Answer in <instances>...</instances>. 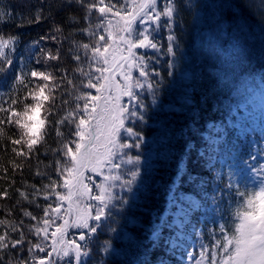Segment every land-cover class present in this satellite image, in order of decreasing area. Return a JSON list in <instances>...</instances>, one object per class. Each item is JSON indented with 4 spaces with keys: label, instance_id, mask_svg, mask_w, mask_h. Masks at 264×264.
<instances>
[{
    "label": "trees",
    "instance_id": "16d2710c",
    "mask_svg": "<svg viewBox=\"0 0 264 264\" xmlns=\"http://www.w3.org/2000/svg\"><path fill=\"white\" fill-rule=\"evenodd\" d=\"M218 1L222 4L221 19L239 26L241 31L238 32V39L242 47L236 52H228L219 37H209L201 29H197L188 16L183 15L184 23L171 32L179 45L174 58L175 66L169 68L168 60L173 58L167 56L164 63L166 68L151 74L152 81L159 85L156 102L153 103L152 92L146 87L141 92L149 110L145 119L137 120L140 123L133 126V130L141 136V153L134 148L124 149L128 156L141 157L140 174L132 186V191L128 192L119 185L123 180L130 178L129 170L135 169L133 165L122 164L121 180L115 182L117 187L113 191L124 196L128 203L123 209H113L115 223L105 220V226L98 228V231L90 236L87 241L90 254L82 258L83 264H157L163 256L173 257L165 253L164 235L159 241L153 242L148 240V234L153 222L165 211L167 191L179 171L181 162L185 169L184 174L179 177L181 188L184 192L204 200L203 209L194 210L191 214L197 235L196 241L191 245L190 258L195 259V263L200 259L199 253L203 244L209 248L208 259L204 264H210L211 246L215 240L221 238V233L216 230L215 225L219 220L211 206L213 194L209 192L211 175L208 167L210 146L203 133L208 129L209 123L224 121L231 115L233 105L242 97L245 81H264V0L258 3L254 0ZM92 2L93 0H83L84 5ZM0 13H4L0 18V36L16 37L13 49L26 55L25 50L31 44H36L33 52L26 55L29 69L24 74V84L17 86L14 96L6 94L0 98V105L8 108L12 98L20 99L26 96L29 90L38 91L41 85H44V92L46 91L49 97V101H44L43 107L40 108L41 116L46 121L43 130L38 134L43 135V140L26 156H18L13 151V147L18 150L23 147L25 152L27 148L12 143L13 140L19 139V131L7 123L4 113H0V120L5 121L0 124V129L3 130L0 133V193L7 192L6 196H0V221H4L0 224V235L7 232L11 240H16L20 238L22 230L26 241L16 249H12L9 244L8 250H0V254H3L5 264L8 261L16 264L20 260L34 264L32 254L28 252V241L33 244L42 243L46 252H52L53 248L60 250L72 247L71 243L66 241L65 234L62 239L59 234L52 236L56 227L63 223L62 220L57 222L56 217L59 215L50 210L49 216H44V208L48 204H51L52 208L56 207L54 195H49L45 200V193L51 192V188L46 189L45 186L50 185L52 181H57L58 184L63 182L62 179H57L58 174L55 171V161L61 159L62 154L54 150L59 149L63 141L73 139L70 133L75 130V124L66 122L60 126L63 137H58L55 122L69 113L78 112V84L82 73L88 67L87 63L92 64L90 58L82 57V45H95L99 37L104 36L100 29L108 19L99 18L96 8H93L91 13L87 12L86 7L75 0H0ZM85 16L88 18L85 19ZM57 27L60 28L59 32L54 30ZM83 29L88 31H82ZM89 32H94L95 35L90 36ZM168 35L169 33L166 34ZM229 35L228 32L227 36ZM48 54L58 58L50 59ZM77 56L80 57L79 60L76 59ZM2 66L0 63V67ZM88 68L91 70V66ZM31 70L45 72L51 75L52 79L45 83L38 77H31ZM4 75L0 73V79H3ZM137 79L143 81L145 78ZM53 97L55 108L51 111L54 114L47 117L45 111ZM32 102L30 97L25 101ZM15 107L20 111L23 105L18 104ZM71 119L78 123V114ZM258 140L255 148L261 154L264 153V142L261 138ZM100 151H103L102 146ZM149 153L153 155L150 156ZM189 176L196 179L190 181ZM206 178L207 184L203 186L200 182ZM223 189H226L223 192L226 197L227 188ZM57 191L66 194L62 187H58ZM207 191L210 194L205 200ZM21 193L26 194L28 199H24ZM33 197L35 203L30 204L28 201ZM87 198L88 195H85L79 200L81 209L87 208ZM76 205L74 200L71 210L69 205H63L61 208L60 212L66 215L65 220L69 221V224L76 214ZM24 211L30 212L36 219L24 216ZM43 219L54 221L47 226L46 240L43 233L35 236L34 229L33 232L28 230L30 226L43 228ZM20 221H23L22 225ZM108 226L116 231L110 232ZM13 227H17V231L13 232ZM228 227L230 228V225ZM83 230L71 227L68 232ZM124 233L137 237L139 243L134 245L125 242L122 239ZM109 240L113 248L105 252V241ZM138 251L144 253L141 258H137ZM33 253L45 255L37 249H33ZM50 259L54 264V260H58L59 256L53 252Z\"/></svg>",
    "mask_w": 264,
    "mask_h": 264
},
{
    "label": "snow or ice",
    "instance_id": "6c2138e0",
    "mask_svg": "<svg viewBox=\"0 0 264 264\" xmlns=\"http://www.w3.org/2000/svg\"><path fill=\"white\" fill-rule=\"evenodd\" d=\"M76 3H80L85 6L87 12L91 13L93 8H96L102 17L107 18L109 13L119 16L124 22L122 31L125 35L120 36V40L126 45L127 56L121 55L119 59L127 64L129 71L123 75V79L126 84L119 94L112 96L111 94L103 95L102 91L108 89L111 90V84L114 80V72L124 67V64H117L116 56L113 53L112 63L109 61V49L112 47L110 41L113 40L111 31L105 28L108 32V38L101 35L95 45L88 44L82 45L86 50L90 48L91 61H95L102 65L96 68V72L99 75L95 76L96 83L93 82L89 73L84 75L89 76L86 88L95 89L96 95H93L91 91H84L77 99L85 101L83 104V114H79L78 123L71 119V117L78 114V112L69 113L67 116L57 120L55 122L56 132L58 137H63V133L60 131V126L65 124H75V130L70 134L74 137L71 140L63 141L59 149L54 150L62 154L61 159L55 161V171L58 174L57 179H62V184H58L57 181H52L50 185H46L45 188H51V192L45 193V200L49 195L56 197V207L52 208L51 204H48L44 208V216H49V211L52 213H59L63 206L64 201H68L69 209L73 206V201L77 202L76 214L71 224L65 220L63 224L56 227V231L52 233L53 237L59 234L62 239L67 227H75L78 229H84L79 233V241H84L85 244L77 243L75 240L71 241V248L56 249L53 248L52 252H46L42 243H32L28 241V252L32 254V260L34 264H52L51 256L55 252L58 256L68 258L67 264H83V257L90 254L87 241L92 234L98 231V228L105 226V220L113 219V209H123L128 203L124 196L117 195L113 189L117 187L116 181L121 180V174L119 170L122 168V164L133 165L135 170H129V179L123 180L119 185L123 189H127L128 192L132 191V186L136 183V178L140 174L139 162L141 157L139 155L132 157L124 153V149L141 147V136L135 132L132 127L126 125V121H143L145 119L144 114L139 111L146 106L139 99V94L134 89H144L145 87L152 92L153 103L156 102V92L159 85L152 81L149 73V65L146 61L154 60L156 57L141 55L134 51V49H153L156 51H164V54L172 57L168 60L169 68L175 66L177 55L176 49L179 48L176 42V37L171 33L174 13L177 11V5L175 0H164L162 10L158 9L157 0H136L132 5H121L123 8V14L120 11L113 12L116 8L115 4L104 5V0H93L92 3L87 5L83 4V0H75ZM100 5V6H98ZM4 13H0V18ZM39 18V17H38ZM88 17L85 16V19ZM139 21V24L145 25L141 31H136L134 25ZM103 23V21H101ZM109 26L111 21L109 20ZM100 25H97L99 27ZM164 28L169 30L167 37L168 44L166 50L162 49L158 41H155L154 33L158 34L160 29ZM59 32L60 28L54 29ZM82 31H88L83 29ZM90 36H94V32H89ZM55 39V37H52ZM16 37L4 38L0 36V63L3 64L0 67V73L5 74L3 79H0V98H3L6 94L14 96L17 91V86L24 84V75L20 73H11L12 82L9 83L8 75L9 69L14 68L12 59L7 55L6 49L14 47ZM103 42V43H101ZM48 58L57 59L56 56L48 54ZM80 59L79 56L76 57ZM39 63V61H37ZM135 67L139 70V77L145 78L143 81L140 79H133L131 69ZM152 72H156L155 68L151 69ZM105 73H112V75H105ZM158 75V73H157ZM171 75V72H169ZM31 77H38L45 83L52 79L51 75L45 72H37L36 70L30 71ZM25 87H27L25 85ZM6 89V91H5ZM44 85L39 87L38 91L29 90L27 95L20 99H11V104L8 108H4L0 105V113H4L8 124L13 125L19 131V139L13 140L14 145L26 146L27 152L23 147L17 149L13 147V151L19 155H28L31 153L35 146L42 142L43 135H37L36 131L32 127V115L35 114L41 107H43L44 101H49V97L44 94ZM128 97L127 104L122 103V97ZM31 98L32 103H25L28 98ZM103 101V107L100 102ZM18 104H22V110L18 111L15 107ZM55 108V98L53 97L49 103L48 109L45 111L47 117H51L54 113L51 109ZM91 108V111H89ZM79 110V105H77ZM95 121V123H93ZM4 120H0V124L4 123ZM42 126L44 121H38ZM0 129V133H2ZM222 128H217V133H222ZM125 132L129 137H133L134 140L129 143L127 140L121 142V133ZM78 138V139H76ZM11 139V138H9ZM207 139V138H206ZM222 139V137H221ZM101 140L103 144L101 145ZM213 143H219V140H213ZM74 146V147H73ZM103 147V151H100V147ZM191 147V146H190ZM264 155V153H261ZM251 163H246V168L252 174L251 178L245 177V183L241 187L236 188L235 196L238 199L235 200L236 208L234 210L235 220L233 221L234 229L230 235H225V225H220L219 231L221 238L215 240L212 244L210 264H264V163H259L255 156L250 157ZM259 164L257 167L256 165ZM109 168V174L103 176V183L97 184L99 194L90 196L93 201H97L98 204L95 207V214H93L92 204H88L87 208L81 209L79 207V200L91 193V189L88 184L84 183L86 171L92 173H100L103 175V169ZM184 164L181 162L179 168V174L177 181L173 184L170 203L176 204L177 207H182V204L177 203L186 199L183 193L178 196L175 195L179 176L184 174ZM39 174V173H38ZM91 182L92 177H88ZM196 177L189 176V180H195ZM250 185V187H249ZM58 187H62L66 190V194H62L57 191ZM243 188V190H241ZM37 192L39 190H36ZM7 192L0 193V196H6ZM24 199H28L27 195L21 193ZM30 204L35 203V197L28 201ZM39 207V205H37ZM24 216H30L33 220L36 219L30 212L24 211ZM119 214V212H117ZM54 221L50 219H43V228L30 226L29 232H33L34 235L40 236L43 233L44 239H48L47 226ZM4 221H0V224ZM23 224V221H20ZM167 218L160 219L158 224L153 225L152 237L153 242L161 239V230L165 227H170ZM110 232H115L116 229L108 226ZM12 231H17V227H13ZM122 239L130 244H138L137 237L124 233ZM25 234L21 230L20 238L11 240L7 232L0 235V250L5 252L9 248V244L12 249H16L18 246H22L25 243ZM154 246L156 244L154 243ZM113 248L112 242L105 241L104 251L107 252ZM33 249H37L39 253H45L44 256H39L33 253ZM218 249V251H217ZM21 250L23 248L21 247ZM209 248L201 245V251L199 253L200 259L196 261V264H204V261L208 259ZM0 264H5L3 254H0ZM7 264H13L12 261H8ZM16 264H27V261L20 260ZM164 264V261H161Z\"/></svg>",
    "mask_w": 264,
    "mask_h": 264
},
{
    "label": "rangeland",
    "instance_id": "374dc122",
    "mask_svg": "<svg viewBox=\"0 0 264 264\" xmlns=\"http://www.w3.org/2000/svg\"><path fill=\"white\" fill-rule=\"evenodd\" d=\"M254 1L258 3L263 0ZM135 2L136 0H104V5L115 4L116 8L113 9V12L120 11L123 14V8L121 5L130 6ZM175 3L177 5V11L174 13L171 32L176 30V28L181 27V23H184L183 15H186L196 24L197 29H201L203 33L208 34L209 37H213V39L219 37L220 42L223 44V46H225L228 52H236L238 48L242 47L241 42L238 39V32L241 31L239 26L230 23L228 20L221 19L222 4L218 0H175ZM163 4L164 0H157L158 9L162 10ZM98 17H102L99 12ZM107 19L108 20L104 25H102L103 27L100 30L106 39L108 38V32L105 31V28H108L113 36V40L110 41L112 47L109 49V61L111 64L113 62V53L115 54L116 58H118V55L121 56L127 52V45L125 44V46H122L120 40V36L123 34V20H121L119 16L113 15L112 13L108 14ZM109 20L111 21L110 26L108 23ZM144 27L145 25L139 24V21H137L134 25L136 31H141ZM228 32L230 34L229 36H227ZM232 32H234V34ZM167 33H169V30L161 28L158 34H153L155 36L154 42L158 41L164 50H166L168 44V36H166ZM35 47L36 44H31L29 48L25 50V54L29 55V53H32ZM13 48L14 47H11L5 50L7 55L12 59L14 65V68L9 69L10 73H20L24 75L29 69L28 57L26 55L19 54V52L15 51ZM134 51L141 55L156 57L154 60L146 61L149 65L150 77L152 76L151 74L154 73L151 71L152 68H155L156 71H158V69L162 70L163 68L164 70L166 68L164 67V63L166 62L165 58L167 55L164 54V51H156L153 49H134ZM82 57H86V59L91 57L90 48L88 50L84 48L82 49ZM29 58H31V56H29ZM87 65L88 67L91 66V70L86 67V71L82 73L81 80L78 84L80 90H77L76 92L77 98L84 91H91L93 95L97 94L95 89L89 90L86 88L89 76L84 75V73H89L93 79V82L96 83L95 76L99 75V73L96 72V68L101 67L102 65L95 63V61H92V64L87 63ZM128 71L129 69L127 65L122 71L118 72V70H115L114 80L111 84L110 93L108 94H111L112 96L118 95L116 81L119 83V86L122 90L126 82L123 79V75L121 73L126 74ZM131 73L133 79L140 78L139 70L137 68L133 67L131 69ZM105 75H112V73H105ZM242 88V97L236 105H233L231 115H228L227 119L224 121L209 123L208 129L203 133L204 138H207L206 140L210 146V152L208 155V167L209 173L211 175L209 192L213 194V202L211 206L214 208L216 218L219 220L216 222L217 225L215 226L216 230L219 232L220 225H225V235H230L231 231L234 229L233 221L235 220V217L233 213L236 208L235 200L238 199V197L235 196V190L245 183V177L251 178L254 175L248 171L245 166L246 163L250 164V157L253 156L257 158L259 163H264V155L262 156V159H260V152L257 150V148H255V145L259 142L258 138H262L261 140H264V81H253L248 79L244 82ZM134 91L139 94V99L146 106L144 109L139 110L145 116L149 113V110L147 108V103L141 94L143 89H134ZM43 94L47 96L46 91ZM102 94L106 95L107 89H104ZM77 102L79 105V110H77L79 120V114H83V104L85 101L82 99H77ZM127 102L128 97H122V103L127 104ZM103 104L104 102L101 101V107H103ZM89 111H91V108H89ZM41 120L44 121L43 126L38 123V121ZM139 123L140 122L137 120L126 121V125L132 128L135 124ZM45 124L46 121L44 118H42L41 109H39L35 114L32 115V127L36 131L37 135L43 130ZM217 128H222V133L218 134ZM253 132L257 133L258 136L254 135V137H251V140L247 141L248 135ZM121 136V142L127 140L129 143H131L133 141L132 139H134L133 137H129L125 132H122ZM213 140H219V143H213ZM134 149L138 153H141V147L139 149ZM149 155L151 156L153 154L149 153ZM256 166L258 167L259 164ZM109 171V168L105 167L103 169V175L100 173H92L90 171H86L85 173L84 183L88 184L89 188L91 189V193L86 199V205H93V214H95V207L98 202L91 200L89 197L99 194V189L96 187V185L104 182L103 176L108 175ZM119 174H121L120 170ZM178 174L179 171L167 191L165 211L158 220L153 222L148 234V240H152L151 237L153 225L158 224L161 218H167V222L171 226L162 229L161 236H165V253H169L173 257L163 256L157 264H161L162 260L164 261V264H193L189 257V251L187 250L197 235L194 224L191 221V214L194 210L203 209L204 200L191 193L184 192L180 186L179 179L175 195L178 196L180 193H183L186 199L182 202H177L182 204V207H177L176 204L170 203L171 196L173 195L172 187L177 181ZM89 176L92 177L91 182L88 179ZM206 180L207 178L200 183L205 186L207 184ZM224 187L227 188V194H225L226 197L223 196V192L226 190L223 189ZM241 190H243V188H241ZM209 192L207 191L204 195L205 200L210 194ZM63 205H69L68 201H64ZM56 214L59 215L56 217L57 222L62 220V223L65 221L66 215H64V213L59 212ZM228 225H230V228ZM79 233L80 232L78 231L68 233L66 241L70 243L71 241L75 240L78 243L77 238ZM143 255L144 253L141 251L137 252V258H141ZM67 261V257L62 259L61 256H59V259L56 260L57 264H67ZM56 262L54 264H56ZM135 262L137 263L138 259H136Z\"/></svg>",
    "mask_w": 264,
    "mask_h": 264
},
{
    "label": "water",
    "instance_id": "95a60500",
    "mask_svg": "<svg viewBox=\"0 0 264 264\" xmlns=\"http://www.w3.org/2000/svg\"><path fill=\"white\" fill-rule=\"evenodd\" d=\"M123 35H125V33L123 32V34H122V36ZM123 42V41H122ZM124 43V42H123ZM128 55V53L127 54H125V55H123V56H127ZM120 57V56H119ZM119 57L117 58V60H116V62L115 63H119L121 60L119 59ZM108 74V73H107ZM116 86H117V91H118V94H119V91L121 90V87L119 86V83L116 81ZM108 93H109V90L107 89V94L106 95H108ZM71 228V227H70ZM69 228V229H70ZM68 233L66 232V235H67ZM78 240H79V236H78ZM80 243H82L83 241H79Z\"/></svg>",
    "mask_w": 264,
    "mask_h": 264
},
{
    "label": "flooded vegetation",
    "instance_id": "af4514ba",
    "mask_svg": "<svg viewBox=\"0 0 264 264\" xmlns=\"http://www.w3.org/2000/svg\"><path fill=\"white\" fill-rule=\"evenodd\" d=\"M126 66V65H125Z\"/></svg>",
    "mask_w": 264,
    "mask_h": 264
}]
</instances>
